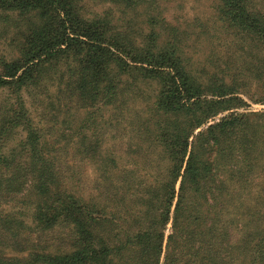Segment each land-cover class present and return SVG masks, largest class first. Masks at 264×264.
Here are the masks:
<instances>
[{"label":"trees","instance_id":"1","mask_svg":"<svg viewBox=\"0 0 264 264\" xmlns=\"http://www.w3.org/2000/svg\"><path fill=\"white\" fill-rule=\"evenodd\" d=\"M184 2L0 0V264H264V112H238L264 102V8L212 0L228 47L195 64Z\"/></svg>","mask_w":264,"mask_h":264},{"label":"rangeland","instance_id":"2","mask_svg":"<svg viewBox=\"0 0 264 264\" xmlns=\"http://www.w3.org/2000/svg\"><path fill=\"white\" fill-rule=\"evenodd\" d=\"M256 6L259 8L263 7L264 8V0H253ZM212 0H185V2L180 5L179 8L174 6L175 4H169V20L171 19V22H174V19L177 17H180L182 19L187 20V22H190L194 20L193 24L188 26L187 29V35H189V40L187 41L188 47L185 48V53H187L189 56L192 55L193 60L196 61L195 64H198L202 59L204 58L205 53H207V50L209 49V45L211 47H217V50H221L226 53L227 46L226 44V38L227 35L225 33H221V31H218V28L211 27V24H207L206 22L210 16L211 13V4ZM111 6L107 4H96V3H90L87 4V11L90 14H95V13H103L104 11H108ZM113 13L115 14L116 11L113 10ZM118 15V14H116ZM199 21V22H197ZM197 24V25H195ZM202 24L203 26H207L206 29L200 28L201 30L199 31L198 25ZM207 30V33H204L205 35L202 37L203 40H199L195 38V35H198L199 33L205 32ZM187 39V37H186ZM228 39V38H227ZM4 43L0 42V53L2 49H5L3 46ZM237 44H235L233 52H236L237 54H240L241 52L238 51V48L236 47ZM243 57V56H242ZM244 59V57L242 58ZM194 62V61H193ZM245 83L251 84L250 81H245ZM253 86V85H251ZM252 89V87H251ZM254 89V88H253ZM261 92L256 91V90H251L248 95L243 96L244 99V107L242 109H239L238 112H254V113H259V112H264V102H255L258 100L260 97ZM253 97V98H252ZM5 106L4 98L2 95H0V107ZM31 109V107H30ZM4 110H0L2 112ZM112 111V110H111ZM109 111L108 113L104 114L106 117L111 118V120L108 122L107 126L104 128V141H105V148L108 150L115 151L120 157V116L117 115L116 112H111ZM110 113H114L116 115L111 116ZM226 115V113L218 115L215 119H213L211 122H209L207 125L201 127L196 131L195 134L202 132L205 130L209 125L214 124L217 122L221 117ZM2 115L0 117L1 121ZM89 134V133H88ZM21 134L18 132L16 133H11L9 136L4 138L3 142V150L13 149L16 147L18 140L21 138ZM72 148V147H71ZM70 148V149H71ZM69 149V150H70ZM111 152V151H110ZM17 154V161L22 163L24 161V156L23 154H20V150H16ZM71 152L69 151V154L66 156L68 157V165L72 164L73 158H71ZM74 163H78V165H81L80 162H77L74 158ZM92 166L84 167L77 166V168L72 169V173L76 176V178H79L80 185L83 188V192H85V195L89 193V188L91 187V182L94 179V173L93 169L91 168ZM262 181V180H261ZM251 198V196H250ZM248 205H253L251 204V201L249 199ZM58 231V232H57ZM55 233H52L53 235L61 234L59 230H56Z\"/></svg>","mask_w":264,"mask_h":264}]
</instances>
